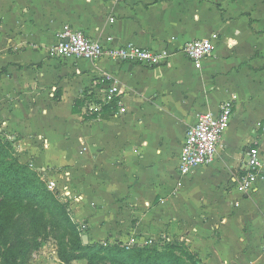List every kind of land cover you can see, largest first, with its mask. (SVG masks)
I'll list each match as a JSON object with an SVG mask.
<instances>
[{
    "label": "crops",
    "instance_id": "1",
    "mask_svg": "<svg viewBox=\"0 0 264 264\" xmlns=\"http://www.w3.org/2000/svg\"><path fill=\"white\" fill-rule=\"evenodd\" d=\"M66 24L173 53L157 67L50 56ZM214 35L201 68L180 51ZM105 73L122 105L90 114ZM227 99L233 117L214 161L183 175L187 130ZM259 122L264 0H0V132L37 171L69 172L59 181L81 196L71 210L91 244L169 236L192 242L202 264H264V172L251 192L237 188L250 147L264 152Z\"/></svg>",
    "mask_w": 264,
    "mask_h": 264
},
{
    "label": "built area",
    "instance_id": "2",
    "mask_svg": "<svg viewBox=\"0 0 264 264\" xmlns=\"http://www.w3.org/2000/svg\"><path fill=\"white\" fill-rule=\"evenodd\" d=\"M112 38L109 37L108 41ZM216 48V36L205 37L188 41L180 51L190 58L197 68L203 66L205 58L212 55ZM172 51L164 48L154 50L133 43L110 45L91 38L83 30L74 29L66 24L59 33L58 41L50 47L49 54L59 58H78L89 60H112L136 63L148 67L166 65L169 62ZM102 84L100 87L101 97L99 102L88 105L90 114L101 113L106 105H122V90L116 78L110 73H105L96 81ZM234 112V100H225L218 113H202L197 122L187 130L180 155V171L183 175L190 173L195 167L211 164L217 154L218 147L224 132L229 127ZM258 128L264 130V123L259 122ZM13 141V137H8ZM49 168H42L38 173L46 183L48 189L56 193L64 203L81 200V196L74 195L67 184H61L59 180H67L69 172H62L60 179L50 176ZM264 172V152L257 142L250 147L247 153L246 167L238 178V190L249 193L254 189L258 177ZM175 239L169 236L150 237L142 239L137 236L126 241L106 239L102 241L107 246L114 242H120L126 249L136 245L159 244L163 246ZM181 240H184L183 238ZM264 251V247H263Z\"/></svg>",
    "mask_w": 264,
    "mask_h": 264
},
{
    "label": "rangeland",
    "instance_id": "3",
    "mask_svg": "<svg viewBox=\"0 0 264 264\" xmlns=\"http://www.w3.org/2000/svg\"><path fill=\"white\" fill-rule=\"evenodd\" d=\"M6 139L5 134L0 132V153L6 154L10 160L21 161L15 144L2 147ZM26 164L30 172H23L24 174L21 172L20 176L22 177L20 179L22 182L31 183L29 178L31 172L37 173L39 171L30 162H26ZM17 178L18 176L14 175L13 179ZM4 182L7 184V194L9 196H20L21 192L17 190L19 188L18 184L9 180H4ZM36 185H39L37 181ZM3 192L4 189L0 187V202L4 197ZM48 200H41L38 197V199L25 200L22 202L23 205L11 206L6 231L0 232V264H90L89 259L85 258L89 255L88 250H73L76 243L87 233L86 229L83 230L84 228L81 227L83 225L75 222L71 204L63 202L65 206L62 205L71 213V221L69 222L64 218L61 209H56L54 203ZM4 207H6V204ZM248 225L255 229L258 222L252 220ZM230 226L236 230L234 223ZM211 232L213 234L214 230ZM5 243H7L8 248L4 246ZM181 243H183V248L196 255L195 259L198 260V264H202V260L192 246V242L184 240ZM66 252L83 257L65 262L62 259V253ZM4 253H7V255ZM3 254L10 258L9 262L4 259ZM104 255L105 253H96L94 257L95 264H112L110 259H103L102 256Z\"/></svg>",
    "mask_w": 264,
    "mask_h": 264
},
{
    "label": "trees",
    "instance_id": "4",
    "mask_svg": "<svg viewBox=\"0 0 264 264\" xmlns=\"http://www.w3.org/2000/svg\"><path fill=\"white\" fill-rule=\"evenodd\" d=\"M13 145L14 141L7 138L3 142L2 147ZM21 172H30L26 163L22 160H10L6 154L0 153V187L4 189V197L0 202V232L6 231L9 209H11L12 205H23L22 202L25 200L33 198L38 199V197L41 200L49 199L48 201L54 203L53 205L56 209H61L64 218L70 222V211L62 206L64 203L61 202L56 193L48 189L46 183L41 179L40 174L38 172H31V176H29L31 183H28L27 181H21ZM14 175L18 176L15 180L13 179ZM4 180H9L12 183L18 184L19 188H17V190L25 196H21V194L20 196H9L7 194V184H5ZM36 181L39 185H36ZM5 204L6 207H4ZM85 229L86 228L83 230ZM4 246L7 247V243H5ZM73 250H88L89 255L85 258L89 259L90 264H95L94 257L96 253H105V255L102 256L103 259H110L112 264H198V260L195 259L196 255L183 248V243H181L180 240H174L163 246L159 244H146L136 245L131 249H126L123 244L117 241L107 246L103 245L102 242L85 245L82 237V239L76 243ZM4 254L7 255V253ZM4 254V259L9 262L10 258ZM82 257L83 256L74 255L73 253H62V259L65 262H71Z\"/></svg>",
    "mask_w": 264,
    "mask_h": 264
},
{
    "label": "water",
    "instance_id": "5",
    "mask_svg": "<svg viewBox=\"0 0 264 264\" xmlns=\"http://www.w3.org/2000/svg\"><path fill=\"white\" fill-rule=\"evenodd\" d=\"M83 242H84V244H88L89 243V238H88L87 234L83 236Z\"/></svg>",
    "mask_w": 264,
    "mask_h": 264
}]
</instances>
